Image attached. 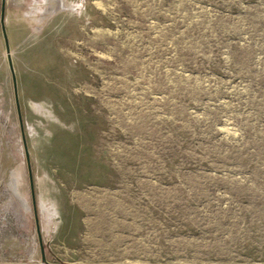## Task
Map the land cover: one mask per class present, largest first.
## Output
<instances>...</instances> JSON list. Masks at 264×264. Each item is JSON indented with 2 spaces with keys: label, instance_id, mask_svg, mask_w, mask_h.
I'll return each mask as SVG.
<instances>
[{
  "label": "rangeland",
  "instance_id": "obj_1",
  "mask_svg": "<svg viewBox=\"0 0 264 264\" xmlns=\"http://www.w3.org/2000/svg\"><path fill=\"white\" fill-rule=\"evenodd\" d=\"M2 2L0 264H264V0Z\"/></svg>",
  "mask_w": 264,
  "mask_h": 264
},
{
  "label": "water",
  "instance_id": "obj_2",
  "mask_svg": "<svg viewBox=\"0 0 264 264\" xmlns=\"http://www.w3.org/2000/svg\"><path fill=\"white\" fill-rule=\"evenodd\" d=\"M3 2H2V17H4V12H5V6H6V0H2ZM4 34H5V38H6V40H7V37H6V31L4 30ZM7 49H8V51H9V46H8V44H7Z\"/></svg>",
  "mask_w": 264,
  "mask_h": 264
},
{
  "label": "bare ground",
  "instance_id": "obj_3",
  "mask_svg": "<svg viewBox=\"0 0 264 264\" xmlns=\"http://www.w3.org/2000/svg\"><path fill=\"white\" fill-rule=\"evenodd\" d=\"M56 1H58V0H56Z\"/></svg>",
  "mask_w": 264,
  "mask_h": 264
}]
</instances>
